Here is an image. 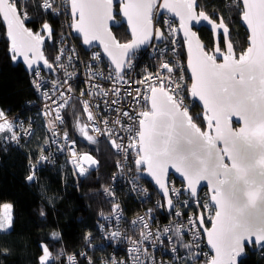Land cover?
<instances>
[{"label":"snow or ice","instance_id":"1","mask_svg":"<svg viewBox=\"0 0 264 264\" xmlns=\"http://www.w3.org/2000/svg\"><path fill=\"white\" fill-rule=\"evenodd\" d=\"M115 3L119 5L118 11L114 10V0H0V31L5 40L6 55L14 63L22 62L30 76L33 89L42 98L56 104L54 119L48 121V129L53 135H56L58 126L66 124L67 114L64 110L70 106L73 99L78 101L80 112L79 114L74 112L73 116L86 113V119L92 126L91 131L98 133L99 136H105V131L99 125L103 123L107 127L106 138L122 156V160L117 161L118 168L123 169L127 166V161L134 150L137 172L146 170L149 182L154 181V186H157L162 197V201L154 206L155 209L168 212L177 218L174 224L163 228L156 227L153 231L156 217L153 209H149L144 216L131 221L133 228L137 226L141 228L139 238L127 237L119 227L113 228V221L119 225L125 218L120 203L115 199L114 189L105 188V196L112 198L110 200L112 208L109 215L98 213L96 228L102 239L116 248L126 243L128 245L126 255L130 258L131 264H165L163 259L157 258L158 252L170 254L172 264H177L178 261L180 264H199L201 259L204 260V264H240L241 258L246 255V247L264 250V196L258 197L254 192L245 195L235 180L226 179L221 182L219 179L221 176L228 177L231 173L229 169L221 170L219 163L213 164L211 175L201 176L190 184L187 173L171 163L160 167L153 154L166 143L162 124L156 116L157 111L165 106L164 102L168 99L176 104L179 110L189 114L185 99L186 96H190L192 102L194 104L199 102L203 109L202 116L193 118V122L200 120L205 126L208 124L204 119L208 114L205 110L207 95L204 92L191 94L188 84L182 83L183 76H180L179 80L172 78L180 66L173 64L166 55L169 51L176 55L177 47L181 46L187 51V70L191 81L201 79L210 88L231 93L229 100L235 105V111L227 116L231 126L227 142L237 153L254 143L264 145V124L257 127L258 120L264 119V108L244 102V97L251 90L249 81L252 79L250 70L246 68L249 59L246 53L255 49L253 26L246 16L245 0H236L234 7L230 6L240 16L241 24L246 26V48L239 54L234 49L232 30L226 15L215 11L207 12L201 7L199 0H115ZM29 8L41 16L47 15L52 18L64 16L69 21L68 28L72 34L82 38V44L85 46L92 47L94 42H98L103 47V53H93L92 60L99 61L102 56H106L110 61L108 73L105 75L93 70L94 65L84 64L87 79L81 83L87 87L79 96H73L74 88L71 81L76 78L74 65L78 62V54L74 48L63 46L66 37L61 36L59 54L52 62L45 58L41 46L46 39H53L56 33L49 22L37 24L33 17L28 15ZM168 14L171 15L165 19ZM115 17L121 19L117 21ZM125 18L132 39L121 43L112 35L110 25L111 28L118 30L125 23ZM175 18L179 19L178 27L174 26ZM28 24L35 27L29 28L26 26ZM202 24L206 25L212 34L207 44L198 35V31L194 30ZM165 41L167 43L161 52L156 42ZM146 46L155 49L153 59L160 58L161 62L156 69L151 71L146 69L142 77L130 81L127 75L138 66V54ZM64 60L68 63L64 64ZM54 65L57 66L55 69ZM42 68L49 72H60L64 78L46 79L42 74ZM101 79L111 82V88L103 89L98 82ZM129 84L136 87L129 89L127 87ZM86 95L89 99L85 100L83 97ZM54 96L63 99L53 100ZM101 97L103 99H100ZM128 97H131V100L127 102V109L120 107ZM141 106L144 110L137 112L136 108ZM101 112H116L118 115L116 120L109 121L97 115ZM38 115L46 119L51 116V105L46 103ZM35 123L36 120L33 118L27 121L20 120L19 115L9 119L8 112L0 108V150L7 151L10 144L19 147L23 138H31L34 134L32 126ZM215 123L213 120L212 124ZM234 123L239 126H234ZM126 124L130 126H125ZM77 126L82 138L96 143L97 137L89 134L88 124L80 126L78 122ZM237 129L238 131H234ZM61 139L65 141L64 144H60L59 139L51 141V144L57 145V151L61 153L67 150L69 158H75L72 165L73 175L85 178L89 168L97 165L98 161L89 154H79L75 150L77 143L75 139L71 140L69 146L67 132H64ZM46 148L51 152L50 146L46 143L40 147L34 162H30L27 182H37L40 165L52 162V156L45 155ZM218 155L224 165L231 169L237 168L234 157L229 155L227 149ZM85 162H88L89 167L84 166ZM170 172L176 175L182 184H186V187L176 188L168 179ZM116 178L117 176L113 175V181ZM202 187L207 188L203 200L200 199ZM193 207L208 210V215L205 217L203 214H193L188 218L185 229L179 218L186 213L181 210L185 208L190 210ZM43 215L44 212L41 211V216ZM13 220V205L0 204V234L10 233ZM206 222L211 226L205 227ZM201 231L206 237L205 246L211 250V255L204 253L200 248V244L204 242L200 235ZM188 232L191 233L192 239L190 243H185L182 236ZM52 239L60 241L61 234L54 232ZM84 239L86 247L91 248L92 233L88 232ZM181 247L186 250L183 256L180 255ZM4 254H7V250L0 251V255ZM77 256L81 257L79 261ZM85 262L93 264L86 252L67 255L61 249L53 254L48 245L43 244L37 264H85ZM104 264L130 262L128 258L117 259L113 255L104 261Z\"/></svg>","mask_w":264,"mask_h":264},{"label":"trees","instance_id":"2","mask_svg":"<svg viewBox=\"0 0 264 264\" xmlns=\"http://www.w3.org/2000/svg\"><path fill=\"white\" fill-rule=\"evenodd\" d=\"M235 1L199 0L201 7L207 12L215 11L226 15L232 30L234 49L241 52L246 48V33L240 25V16L232 10ZM28 15L33 17L37 24L49 22L55 30L53 39L46 40L43 45L44 57L52 62L56 55L55 39L62 32L60 19L41 16L32 8L28 9ZM26 26L35 27L33 24ZM112 31L119 42L129 40L125 27ZM198 33L204 43L210 41L209 32L202 30ZM76 41L80 45L79 40ZM42 71L52 74L47 69L42 68ZM34 102H37V97L33 93L30 76L21 63L8 59L5 40L0 31V108L5 109L8 115L21 112L22 116H27L30 113L28 106ZM74 112H80V105L76 100L64 112L67 114L64 132L68 133L69 139L77 141V146L83 154H89L98 161L94 168L89 169L85 178L77 179L66 160L60 157L38 169L37 182L26 181L29 164L34 162L40 147L46 141V130L38 115L34 116L36 123L31 138H23L19 147L9 145L7 151L0 150V204L11 203L14 214L10 233L0 234V251L7 250V254L0 255V264H37L43 244H47L53 254L61 249L67 255L86 252L93 264H100L112 251L111 246L98 248L101 240L96 225L98 213L108 215L111 212L112 203L104 198L101 190L111 183L117 160L105 141L97 140L93 144L82 138L77 124L79 122L82 126L86 122L83 114L74 117ZM197 116H201L200 109L193 104L192 120ZM88 130L89 134L93 135L89 127ZM140 180L155 199H162L149 182ZM118 194L125 211L130 215L136 214L139 208L127 196L126 191L120 189ZM41 211L44 212L43 216ZM170 216L168 212L158 215L159 222L168 221ZM54 232L61 234L60 241L52 239ZM88 232L92 233L91 248L86 247L84 239ZM246 252L247 255L240 264H264V251L254 252L246 248ZM77 258L81 259L79 256Z\"/></svg>","mask_w":264,"mask_h":264},{"label":"water","instance_id":"3","mask_svg":"<svg viewBox=\"0 0 264 264\" xmlns=\"http://www.w3.org/2000/svg\"><path fill=\"white\" fill-rule=\"evenodd\" d=\"M115 4L114 0V5ZM245 5L247 8L246 16L250 25L253 26L255 49L246 53V55L249 56L246 68L250 70L252 79L249 81L251 83V90L248 95L244 97V102L253 104L258 108H264V74H262L264 73V0H245ZM170 15L171 14H168L167 16ZM175 20L179 24V19L175 18ZM123 25L129 37L128 41H130L132 39L131 31L126 23V18ZM240 25L246 33V26L241 24V20ZM201 28L209 31L208 27L204 24L195 27L194 30H199ZM110 29L112 35L115 37L111 25ZM73 36L79 40L80 46L84 51L87 52L92 48H98L101 53H103V47L99 45L98 42H94L93 46L89 47L82 44V38H77L74 34ZM43 45L41 46V51L43 50ZM145 48L146 47L141 50ZM184 52L187 67V51L185 47ZM103 57L110 64L109 59L106 56ZM19 63L22 64V62ZM229 67H232V65H229ZM256 70H259V72ZM187 73L190 75L188 70ZM189 91L191 94L204 92L207 95L208 101L205 102V110L208 114L204 116V119L208 121V124L203 130L193 122L191 116L187 112L179 110V107L171 102L170 99L165 101V106L157 111L156 119L162 124L166 143L154 152L153 155L156 163L160 167L169 163L177 166L180 170L187 173L190 184H193V182L197 181L201 176L211 175L213 164L219 163L221 165V170L229 169L231 173L228 177L221 176L219 178L221 182L226 179L235 180L238 182L245 195L248 192H254L258 197L264 196V145L254 143L250 147L242 148L240 152L237 153L233 146L227 142L231 129L230 121L227 119V116L235 111V105L229 100L231 93L222 92L218 88H210L207 83L201 79L190 80ZM189 100L192 101L190 96ZM195 104L203 113L201 104L199 102ZM213 120L216 121L215 125L212 124ZM260 124H264V119L258 120L257 127ZM234 125L236 124L234 123ZM236 126L238 127L239 125ZM241 126H243V124ZM234 131H238V129ZM224 149H227L229 155L234 157V163L237 165L236 169H231L228 165L222 163L218 153L222 152ZM136 174L140 179L147 182L150 181L146 170L142 169L140 172L136 170ZM170 176L177 179V176L173 175L171 172L169 173L168 179ZM149 183L161 197L157 190V186H154V181ZM184 185L186 187V184ZM203 188L207 190L206 187H202L201 190ZM246 248L254 252L264 251L255 247ZM246 255L241 258V261Z\"/></svg>","mask_w":264,"mask_h":264},{"label":"built area","instance_id":"4","mask_svg":"<svg viewBox=\"0 0 264 264\" xmlns=\"http://www.w3.org/2000/svg\"><path fill=\"white\" fill-rule=\"evenodd\" d=\"M236 3V1H235ZM169 16H165V19H168ZM61 21V26H62V32L56 37L55 39V47H56V55L55 57L59 54L58 53V49L61 47V43H60V39L61 36H65V40H64V47H72L75 49V52L78 54V62L74 65L75 70H76V78H74L71 82L73 84V88H74V92H73V96H79L80 92L82 90H84L87 85L84 83H81V81L87 79V75H86V70L84 68V64H89L90 66L94 65L95 67L93 68V70L98 71V72H102L105 75L108 73L109 71V67L110 64L104 59V57H101V60L99 61H93L92 60V54L95 52H101L100 49L98 48H92L90 51H84L82 49V47L77 43L76 38L73 36L71 30L68 28V23L69 21L64 17V16H60L58 17ZM178 22L176 20H174V26L178 27ZM156 27H160V25H156ZM167 43V41H165L164 43H156V45L160 48L161 52L164 51V45ZM176 55H173L172 52H168L166 55V58L168 60H170L173 64L179 65V71L173 75V79L174 80H179L180 76L184 77V81L182 83H187L188 87H190V79H189V75L187 73V67H186V57H185V52H184V47H177L176 49ZM155 54V49L151 46H146V48L144 50H141L140 53L138 54V66L131 72L128 73L127 75V79L131 80H137L138 78L142 77L143 73L145 72L146 69H148L149 71L156 69L157 65L161 62L160 58L157 59H153V55ZM158 56V54H156ZM55 59V58H54ZM64 64H67L68 61L64 60L63 61ZM57 66L54 65V69ZM69 71H71V69H69ZM42 74L45 76L46 79H63V75L60 72L57 71H53L52 74H48V73H44L42 71ZM103 89L107 90L111 88V82L109 81H104V80H99L98 81ZM31 84V83H30ZM31 87L33 89V86L31 84ZM127 87H129V89L136 87V85L134 84H129ZM33 93L34 95L37 97V102L32 103L31 105L28 106V110H29V114L27 116H22L21 112H16L12 115H8L9 119L12 118V116H17L19 115L20 120H24L27 121L29 118H33L34 116L36 117L42 110L43 106L47 103L51 105V109H52V115L49 116L47 119L43 116H39L40 119L42 120L45 130H46V134H47V139L45 141V143L43 144V146L47 143L50 148H51V152H49L47 150V148L45 149V155H51L52 156V161L55 160V158H64L67 162V164L70 166V168L72 169L73 172V162L75 160V158H69V152L67 150H65L63 153L57 151V145L51 144V141L53 140H57L59 139L60 144H64L65 141L63 139H61V137H63L64 134V126L65 125H61L58 126L57 131H56V135H53L51 131H49L48 129V121L51 119H54V114H55V109H56V104L53 101L47 100L46 98H42L39 93L37 91H35L33 89ZM122 93H123V89H122ZM51 94V92H50ZM186 95V94H185ZM57 99H63V97H57L54 96L53 100H57ZM83 99H89V97L86 95L83 97ZM100 99H103L102 97ZM131 100V97H128L127 100H125L124 102H122V104L120 105V107H123L125 109H127V102ZM74 101V99L70 102V104ZM78 102V101H77ZM79 103V102H78ZM185 103L187 104V106L189 107L190 113L193 112V102L189 100V96H186L185 99ZM80 105V103H79ZM103 107V105L101 106ZM66 110V109H65ZM64 110V112H65ZM144 110L143 107H137L136 111H141ZM186 112V111H185ZM189 113V114H190ZM64 114V113H62ZM86 113L83 114V117L85 119L86 124H88V127L91 129L92 126L91 124H89V122L86 119ZM97 115L103 116L104 119L109 120V121H114L117 118V113L116 112H111V113H98ZM35 125V124H34ZM34 125L33 127V131H34ZM104 131H105V136H99L98 133L92 131L93 136L97 137V140H103L107 143V145L109 146V148L111 149V151L113 152L114 156L116 157L117 161H121L122 160V156L120 154H118L115 149L111 146L110 140L106 138L107 135V127L101 123L99 125ZM125 126H130L129 124H126ZM25 127H27V123L25 124ZM28 138V137H25ZM118 143L120 141H117ZM12 145V144H10ZM68 145H71V139H68ZM75 150L79 153V154H83L76 143L75 146ZM134 159H135V151L133 150L132 156L130 157V159L127 161V166L123 169L116 167V170L113 172V174L111 175V183L108 186H105L102 190L101 193L104 196V198L108 201H110L112 198H108L105 196L104 194V189L105 188H112L115 191V199L118 200V202L121 205V208L123 210V215H124V220H122L120 222L119 225H117L115 223V221H113V228L115 229L116 227H119L120 231L122 233H124L127 237H131L132 239H138L140 234H141V228L140 227H136L133 228V225L131 224V221L136 220L138 217L140 216H144L145 213L149 210V209H153L154 214H157L156 216V221H155V226L153 227V231H155L156 227L159 228H163V227H167L171 224H174L177 220L176 217L174 216H170L169 220L163 223H160L158 219V215L161 216L163 214H165V212H161L155 209V205L158 202H161L158 199H155L150 190L145 186V184L142 182V180H140V178L137 176L136 174V166L134 164ZM117 161H116V166H117ZM51 163V162H50ZM50 163L46 162V163H42L39 167H45L46 165H49ZM85 167H87L84 164ZM95 167V166H94ZM91 167V168H94ZM90 169V168H89ZM113 175H116L117 178L115 181H113L112 177ZM77 179L78 177L75 176ZM169 180L171 182H173L174 186L176 188H180V187H185L184 184L181 183V181H179L178 179H176L173 176H170ZM120 189H123L126 191L127 196L129 198H131V200L138 206V210L136 214H132L130 215L127 210L125 211V208L122 205L121 202V198L119 197L118 191ZM207 192L206 189H202L200 191V199L203 200L204 199V195ZM181 211L185 212L186 215L182 216L179 218L180 223L183 225V227L185 229H187V220L189 217H192L193 214H203L205 217H207L208 215V210L206 209H197L196 207H193L192 209H182ZM109 215V214H108ZM103 222V221H101ZM179 226V225H177ZM210 223L206 222L205 227H209ZM201 238L203 239V243L200 244V248L203 249V252L206 254L211 255V251L209 250L208 247H206V239L203 235V233L201 232ZM98 236L99 239L101 240V242L98 243V248H104L106 246H111L112 251L110 252L109 257L115 255L117 257V259H125L128 258L129 262L131 264L130 258L127 257L126 255V249L128 247V245L122 244L119 246V248L113 247L111 245L110 242L104 240L101 238V234L98 231ZM182 239L185 243H190L191 242V233L188 232L186 235L182 236ZM95 245H97V243H95ZM94 245V246H95ZM185 249L181 247L180 249V255L183 256L185 253ZM70 255V254H69ZM109 257H106V259H102L100 264H104V261H106ZM157 258L158 259H163L165 264H172V259H171V255L170 254H161V253H157ZM78 260V258H77ZM79 261V260H78ZM177 264H180V262L178 261ZM199 264H204V260L201 259Z\"/></svg>","mask_w":264,"mask_h":264},{"label":"flooded vegetation","instance_id":"5","mask_svg":"<svg viewBox=\"0 0 264 264\" xmlns=\"http://www.w3.org/2000/svg\"><path fill=\"white\" fill-rule=\"evenodd\" d=\"M114 10L115 11H118L119 10V5H117V4H115L114 5ZM115 19L117 20V21H119L120 20V17H115ZM123 27H125L124 25H123ZM113 29H115V28H112V30ZM202 30H205V31H207V32H209L208 30H206V29H204V28H201V29H199V30H197L198 32L199 31H202ZM199 34V33H198ZM209 35H210V37L212 38V35H211V33L209 32ZM46 40H48V39H46ZM211 49V47H209V50ZM237 54H239L240 52H236ZM199 108V107H198ZM200 109V108H199ZM200 115L202 116V110L200 109ZM190 116H191V113H190ZM192 118V117H191ZM197 124H198V126L199 127H202L203 128V130L205 129V125H204V123L202 122V121H200V120H198L197 121ZM234 126H236V125H234ZM203 189H205V188H203Z\"/></svg>","mask_w":264,"mask_h":264},{"label":"rangeland","instance_id":"6","mask_svg":"<svg viewBox=\"0 0 264 264\" xmlns=\"http://www.w3.org/2000/svg\"><path fill=\"white\" fill-rule=\"evenodd\" d=\"M45 42H46V40H45ZM45 44V43H44ZM54 46H55V44H54ZM42 52H43V50H42ZM13 117V116H12ZM46 139H47V134H46ZM85 165L87 166V167H89V164H88V162H85ZM96 166V165H95ZM91 167H94V166H91ZM90 167V168H91Z\"/></svg>","mask_w":264,"mask_h":264},{"label":"bare ground","instance_id":"7","mask_svg":"<svg viewBox=\"0 0 264 264\" xmlns=\"http://www.w3.org/2000/svg\"><path fill=\"white\" fill-rule=\"evenodd\" d=\"M161 200V199H160Z\"/></svg>","mask_w":264,"mask_h":264}]
</instances>
